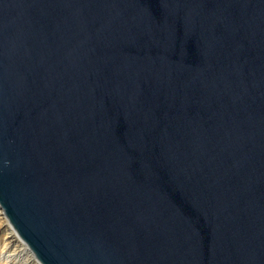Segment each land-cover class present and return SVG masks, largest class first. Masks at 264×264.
Masks as SVG:
<instances>
[{"label": "water", "instance_id": "95a60500", "mask_svg": "<svg viewBox=\"0 0 264 264\" xmlns=\"http://www.w3.org/2000/svg\"><path fill=\"white\" fill-rule=\"evenodd\" d=\"M0 211L39 264H264V0H0Z\"/></svg>", "mask_w": 264, "mask_h": 264}, {"label": "bare ground", "instance_id": "6f19581e", "mask_svg": "<svg viewBox=\"0 0 264 264\" xmlns=\"http://www.w3.org/2000/svg\"><path fill=\"white\" fill-rule=\"evenodd\" d=\"M0 230L5 235L3 241L4 246L9 248V252H13V254H8V256L10 255V257L14 260L12 264H16L17 261L15 260H20L22 262H24L25 260H30V264H39L34 256L30 254V251L28 250L26 245L21 241V239H19L15 231L8 224L0 225ZM4 257V260L7 262L9 258L7 257V255Z\"/></svg>", "mask_w": 264, "mask_h": 264}, {"label": "rangeland", "instance_id": "374dc122", "mask_svg": "<svg viewBox=\"0 0 264 264\" xmlns=\"http://www.w3.org/2000/svg\"><path fill=\"white\" fill-rule=\"evenodd\" d=\"M8 222L7 220L5 219V217L2 215L1 211H0V225H7ZM9 225V224H8ZM4 238H5V235L2 233V231L0 230V264H12V262H14V260L10 257V255L8 256V254H13V252H9V248L5 247L4 246ZM27 247V246H26ZM30 254L32 255V253L30 252ZM11 259V260H7V262L4 260L6 256ZM11 261V262H10ZM17 261L19 264H30V260H25L24 262L20 261V260H15ZM16 262V264H18Z\"/></svg>", "mask_w": 264, "mask_h": 264}]
</instances>
